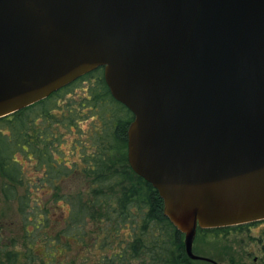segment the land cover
Returning a JSON list of instances; mask_svg holds the SVG:
<instances>
[{
	"label": "water",
	"instance_id": "water-1",
	"mask_svg": "<svg viewBox=\"0 0 264 264\" xmlns=\"http://www.w3.org/2000/svg\"><path fill=\"white\" fill-rule=\"evenodd\" d=\"M98 67L129 166L217 264L197 227L264 219V0H0V118Z\"/></svg>",
	"mask_w": 264,
	"mask_h": 264
},
{
	"label": "trees",
	"instance_id": "trees-1",
	"mask_svg": "<svg viewBox=\"0 0 264 264\" xmlns=\"http://www.w3.org/2000/svg\"><path fill=\"white\" fill-rule=\"evenodd\" d=\"M132 118L102 67L0 118V264H192L157 190L129 166ZM253 223L197 227L193 251Z\"/></svg>",
	"mask_w": 264,
	"mask_h": 264
},
{
	"label": "rangeland",
	"instance_id": "rangeland-1",
	"mask_svg": "<svg viewBox=\"0 0 264 264\" xmlns=\"http://www.w3.org/2000/svg\"><path fill=\"white\" fill-rule=\"evenodd\" d=\"M77 94L80 90L76 91ZM83 124V128H86ZM71 138V135H68ZM70 145H65L64 150L66 157L71 159L69 154ZM76 159L77 156H74ZM72 160V159H71ZM75 181L65 182L64 190H69L75 186ZM244 230L234 231L230 235L222 237L217 243H209L202 245L203 255L217 262V264H264L263 253L261 249V241L264 232V219L253 221ZM192 264H211L209 262L194 260Z\"/></svg>",
	"mask_w": 264,
	"mask_h": 264
},
{
	"label": "flooded vegetation",
	"instance_id": "flooded-vegetation-1",
	"mask_svg": "<svg viewBox=\"0 0 264 264\" xmlns=\"http://www.w3.org/2000/svg\"><path fill=\"white\" fill-rule=\"evenodd\" d=\"M261 242H262V241H261ZM262 244H263V243H261V249H262ZM262 253H263V252H262ZM209 263H210V262H209ZM211 264H212V263H211Z\"/></svg>",
	"mask_w": 264,
	"mask_h": 264
}]
</instances>
